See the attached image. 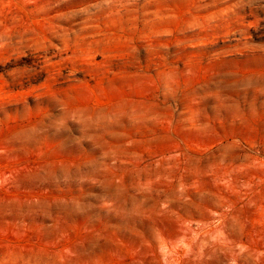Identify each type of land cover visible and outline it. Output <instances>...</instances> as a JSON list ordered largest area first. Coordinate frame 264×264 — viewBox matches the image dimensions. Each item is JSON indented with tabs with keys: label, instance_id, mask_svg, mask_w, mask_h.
<instances>
[{
	"label": "rangeland",
	"instance_id": "374dc122",
	"mask_svg": "<svg viewBox=\"0 0 264 264\" xmlns=\"http://www.w3.org/2000/svg\"><path fill=\"white\" fill-rule=\"evenodd\" d=\"M0 264H264V0H0Z\"/></svg>",
	"mask_w": 264,
	"mask_h": 264
}]
</instances>
